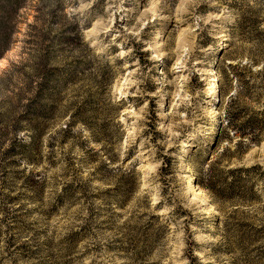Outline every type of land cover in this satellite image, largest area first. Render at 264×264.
<instances>
[{"label":"clouds","instance_id":"1","mask_svg":"<svg viewBox=\"0 0 264 264\" xmlns=\"http://www.w3.org/2000/svg\"><path fill=\"white\" fill-rule=\"evenodd\" d=\"M126 2L34 0L28 7L41 9L31 22L36 31L47 29L55 34L65 24H77L81 34L80 47L74 48L67 60L79 58L89 63L76 73L80 85L74 95L63 96L61 108H67L71 115L90 93L101 89L113 121L121 109L134 117L124 128L132 129L125 137L126 148L137 153L133 159L151 165L142 166L134 174L135 165L130 164L126 170V175H135L138 188L129 206L135 212L131 219L126 216L125 221L118 222L111 232L93 228L79 246L61 240L65 232L86 223L88 212L79 205L73 211L75 221L69 220L68 227L55 240L49 234H37L35 225L31 230L10 229V221L0 222V264H149L167 249L158 248L147 260L142 259L138 249L144 241L130 226L147 221V215L142 220L136 217L140 212L152 213V206L159 201L165 206L161 223L172 225L169 236L176 240V258L169 256L167 260L190 264L189 258L180 257V249L185 247L182 241L189 238L182 229L183 217L177 218L180 210L203 212L200 205L213 199L214 192L227 189L231 194L233 185L240 195L260 200V208L264 209V0H146L145 4L130 0L131 6L125 7ZM56 4L62 8L57 10L61 20L49 23L50 9ZM202 4L213 11L200 14ZM142 8L144 11H140ZM177 8L183 10L182 14L176 12ZM174 19L173 29L166 31ZM176 30L186 37L182 49L173 47ZM33 31L26 27L20 35L27 39L25 34ZM202 32L214 36V42L207 43ZM32 40L18 41L13 33L0 42V54L4 55L0 61V151L8 147L12 137L27 143L35 132L24 120L20 121L23 131L12 128V122L26 111L43 82L45 68L52 66L41 60L37 37L32 36ZM225 41L233 49L235 67L225 74L212 72L205 65L214 62V53L224 47ZM113 46L116 51H112ZM9 48H15L13 56L7 54ZM141 53H146L144 62ZM72 66L65 62L58 65L61 71ZM105 74L107 80L103 79ZM193 74L198 76L196 85L190 82ZM150 102L154 107H150ZM73 131L89 139V130L83 123H77ZM217 133L223 143L216 149L214 161L206 164L207 156L198 155L196 149L212 152ZM224 149L235 150L237 155L251 151L242 159L216 163ZM116 151L123 155L118 142ZM72 155L79 157L84 153L76 150ZM168 157L174 158L170 174L166 172ZM120 174V169H114L113 180ZM201 179L202 188L191 185L192 180ZM190 193L195 194L194 199ZM250 211L256 213L248 226L251 235H237L227 225L209 235H196L200 230L192 229V238L199 244L195 264H264V210L257 211L254 206ZM110 244H119L123 251L106 252ZM94 247L100 251L86 253V249ZM217 250L224 255L214 254Z\"/></svg>","mask_w":264,"mask_h":264},{"label":"rangeland","instance_id":"2","mask_svg":"<svg viewBox=\"0 0 264 264\" xmlns=\"http://www.w3.org/2000/svg\"><path fill=\"white\" fill-rule=\"evenodd\" d=\"M33 2L34 0H27L22 9L16 33L17 40L32 43V36L37 37L41 60H47L52 65L50 68L46 67L44 71V76L46 75L50 80V85L46 89L45 95L42 93L43 96L39 97L40 100L35 103V113L24 112L12 122L14 131L24 130V126L20 124L21 120L27 121L28 125L35 130L26 145L20 146L18 142L20 139L12 137L8 147L0 151V212L3 213L0 222L10 221V229L18 227L31 230L35 225L37 234H49L55 240L56 236L68 227L69 220L75 221L77 217L73 215V211L79 205L81 208H86L88 212L86 223L79 228H72L61 237V240L68 244L75 243L76 246H79L83 240L87 239L88 233L93 228L97 231L111 232L118 226V222L125 221L126 216L128 219L132 218L135 209L129 206L133 203V196L138 188L135 175H126V170L130 164L135 165L132 168L134 174L142 166L150 167L151 165L139 159H133L137 153L132 148H126L125 142V137L132 129L124 131V128L134 117L121 109L120 116L113 121L112 110L102 100L103 90L98 89L95 94L90 93L82 104L76 106L71 115L68 114L67 108H61L63 96L74 95L76 87L80 85L76 73L82 68H86L89 62L79 58L74 61L67 60L72 50L80 47L82 43L77 24H65L61 31L55 34H51L47 29L44 31L35 30V25L31 22L37 18L41 9L28 7ZM51 2L52 0H48V3ZM140 3L145 4L146 0H140ZM130 6L131 3L128 0L125 7ZM57 10H62L60 4H56L55 8L50 9L49 23L61 20L57 16ZM148 10L151 11V9ZM140 11H144V9L142 8ZM212 11V8L203 4L198 9L200 14H208ZM176 12L182 14L183 10L177 8ZM120 23L123 24L124 21L121 20ZM175 23V19L168 23L166 31H171ZM26 27L34 30L25 34L27 39L20 35ZM182 27H186V25H182ZM209 27V25H205V28ZM201 35L204 36L207 43H212L215 40L214 36H207L203 32ZM173 38V47L182 49L186 46V37L183 32L176 30L173 32ZM19 46V44L16 45V47ZM116 50L113 46L112 51ZM232 51L231 45L225 41L224 47L214 53V62H211L210 66L205 65V67L212 72L220 71L222 74L229 72L235 67V61L231 58ZM7 54L13 56L15 48H9ZM140 55L144 62L143 56L146 53ZM2 57L4 59V55ZM61 62L73 66L61 71L58 67ZM103 79L107 80L108 75L105 74ZM197 81L198 76L193 74L190 82L196 85ZM112 83H115V80ZM202 83L200 81L201 85ZM74 103L75 101L67 107L71 108ZM150 107H154L151 102ZM61 122L62 127L60 126ZM77 123H83L89 130L88 140L83 138L82 133L73 131ZM117 125L119 126L117 127ZM122 131L123 134H121ZM159 135L157 133L156 137ZM102 140L105 143H101ZM117 142L123 151L122 156L116 151ZM2 143L0 142V147H2ZM222 143L223 138L220 133H217L212 152L203 153L198 149L196 152L198 155L207 156L205 161L207 164L208 161H214L216 149H219ZM11 144L12 148L8 150ZM96 145L99 147H95ZM76 150L83 152L84 155L73 156L72 153ZM169 151L173 150L169 149ZM228 152L233 154L229 156ZM249 152L237 155L235 150L224 149L221 150L222 158L215 162L223 164L225 159L233 162L249 155ZM166 162L169 165L166 172L170 174L174 158L168 157ZM114 169L121 170L116 181L113 180L112 175ZM228 171L231 172L232 169L230 168ZM191 185L200 189L203 187V180H192ZM172 186L176 187V185ZM128 187L132 188L131 192L127 191ZM214 187L216 186L214 185ZM164 191L166 192L167 189ZM213 197L206 204L200 205L205 211H197L193 214L188 209H182L177 216L178 219L183 217L180 221L182 229L189 237L182 241L185 247L180 249V257L189 258L190 264H195L197 261L196 250L199 247L197 240L192 238V229L200 230L196 235H209L214 230H219L227 225L237 235H251L248 226L256 213L250 210L254 206L257 211L264 210L260 208V200L240 195L236 185L231 188V194L226 189L222 192H214ZM190 198L194 199L195 194L190 193ZM152 207V213L140 212L136 217L137 220H142L147 215V221L130 227L135 228L144 241L138 249V256L147 260L157 252L158 248L167 249L163 255L157 254V258L149 261V264H165L169 256L173 259L176 258V240L169 236V233L173 231L172 225H168L166 222L161 223V217L165 214L164 202L159 201ZM32 217L36 219H32ZM99 251V247H94L91 250L86 249L88 254ZM105 251L119 254L123 251V247L119 244H110ZM214 254L224 255L218 250ZM117 258H120L119 255ZM167 264H173V260H167Z\"/></svg>","mask_w":264,"mask_h":264},{"label":"trees","instance_id":"3","mask_svg":"<svg viewBox=\"0 0 264 264\" xmlns=\"http://www.w3.org/2000/svg\"><path fill=\"white\" fill-rule=\"evenodd\" d=\"M27 0H0V42L8 40L13 33H17L19 20L21 19L22 9L25 7ZM8 50V49H7ZM6 50V51H7ZM3 54H0V58ZM50 85V80L44 76L43 82L38 86L35 96L30 100L25 112H34V105L38 102L39 97L47 91ZM43 93V94H42ZM32 108V109H30ZM21 128V127H20ZM14 129V128H13ZM17 140V139H16ZM20 146H25L26 143L18 140ZM12 148V144L8 150Z\"/></svg>","mask_w":264,"mask_h":264},{"label":"water","instance_id":"4","mask_svg":"<svg viewBox=\"0 0 264 264\" xmlns=\"http://www.w3.org/2000/svg\"><path fill=\"white\" fill-rule=\"evenodd\" d=\"M3 59V57L0 58V60Z\"/></svg>","mask_w":264,"mask_h":264},{"label":"bare ground","instance_id":"5","mask_svg":"<svg viewBox=\"0 0 264 264\" xmlns=\"http://www.w3.org/2000/svg\"><path fill=\"white\" fill-rule=\"evenodd\" d=\"M3 59H1L0 61H2Z\"/></svg>","mask_w":264,"mask_h":264}]
</instances>
